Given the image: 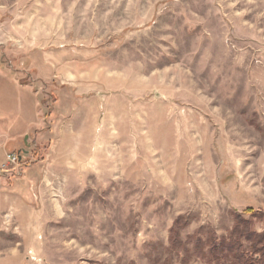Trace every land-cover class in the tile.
I'll return each instance as SVG.
<instances>
[{
	"label": "rangeland",
	"instance_id": "374dc122",
	"mask_svg": "<svg viewBox=\"0 0 264 264\" xmlns=\"http://www.w3.org/2000/svg\"><path fill=\"white\" fill-rule=\"evenodd\" d=\"M54 106L0 174V264H232L234 215L264 230V0H0L1 123Z\"/></svg>",
	"mask_w": 264,
	"mask_h": 264
},
{
	"label": "trees",
	"instance_id": "16d2710c",
	"mask_svg": "<svg viewBox=\"0 0 264 264\" xmlns=\"http://www.w3.org/2000/svg\"><path fill=\"white\" fill-rule=\"evenodd\" d=\"M251 209H247L244 213H251ZM252 214H257L256 212H252ZM261 216V214H258ZM261 217H264L262 215ZM235 224L232 228L230 237L228 241H226L222 245V250L226 252L228 256L231 258L232 264H264V230L261 232H256L250 230L249 222L242 218L241 214L234 215ZM179 223V221H176ZM173 236L171 237V245L174 247L180 246V241L177 240L176 235L177 232L173 229ZM200 243V240H198ZM243 241L247 242L250 245L251 252L246 253L243 245ZM196 253L204 260H206L205 255L201 254L202 247L200 244L197 245ZM212 253V251H209ZM250 254V255H247Z\"/></svg>",
	"mask_w": 264,
	"mask_h": 264
},
{
	"label": "crops",
	"instance_id": "0c3cea01",
	"mask_svg": "<svg viewBox=\"0 0 264 264\" xmlns=\"http://www.w3.org/2000/svg\"><path fill=\"white\" fill-rule=\"evenodd\" d=\"M41 112V111H40ZM69 112V110L67 109L64 112L60 113L59 110L56 111V106H54V109L52 111V117L49 121V124H47V126H43L44 122L42 120H40L38 117L40 115V113L35 117V119H30L25 121L22 126L20 125V127L18 128V131H15L14 133H12V128H6V126L4 124H2L1 120H0V164L2 163V161L4 160V155L6 156V154L8 152H11V148H13L14 146V142L16 141V139H18L19 137H21L22 139L25 138V136L29 137V134H36L37 136V140H39L40 138L42 139H50L52 141V139H57L59 132L61 131L62 126L64 125V120L66 119L67 115H61L60 114H67ZM55 115V116H54ZM56 115L58 117H56ZM61 119H63V121L61 122L59 119L60 117ZM53 139V140H54ZM53 142V141H52ZM15 147V146H14ZM17 152H19V149L17 150ZM23 155H27V152H24ZM3 187L0 184V189H2ZM4 190L0 191V201L3 202L4 200H9L10 196L8 194L5 193Z\"/></svg>",
	"mask_w": 264,
	"mask_h": 264
},
{
	"label": "built area",
	"instance_id": "2783aa9c",
	"mask_svg": "<svg viewBox=\"0 0 264 264\" xmlns=\"http://www.w3.org/2000/svg\"><path fill=\"white\" fill-rule=\"evenodd\" d=\"M21 162V157L17 153H7L5 156V161L0 165V174L3 175L4 173L10 172L13 167L19 165ZM12 167V168H9Z\"/></svg>",
	"mask_w": 264,
	"mask_h": 264
}]
</instances>
